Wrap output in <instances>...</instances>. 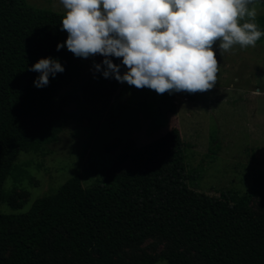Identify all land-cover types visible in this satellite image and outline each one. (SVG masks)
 Listing matches in <instances>:
<instances>
[{"label": "trees", "instance_id": "1", "mask_svg": "<svg viewBox=\"0 0 264 264\" xmlns=\"http://www.w3.org/2000/svg\"><path fill=\"white\" fill-rule=\"evenodd\" d=\"M63 17L0 0V264H264V213L248 197L231 203L189 187L178 128L135 149L126 169L101 171L102 183L86 188L76 176L26 213H1L7 179L24 173L19 156L54 142L73 118L69 101L80 100H56L79 59L57 51ZM256 22L264 31V14ZM49 57L65 71L37 88L40 74L29 69ZM148 241L163 251L134 253Z\"/></svg>", "mask_w": 264, "mask_h": 264}, {"label": "rangeland", "instance_id": "2", "mask_svg": "<svg viewBox=\"0 0 264 264\" xmlns=\"http://www.w3.org/2000/svg\"><path fill=\"white\" fill-rule=\"evenodd\" d=\"M27 3L65 14L60 0ZM256 7L257 18L264 5ZM213 50L220 67L217 83L194 94H157L126 82L112 87L113 78L105 79L94 68L104 57L79 58L56 95L58 103L80 97L69 101L73 118L54 142L19 156L16 164L24 173L7 179L1 213H26L37 199L57 193L76 176L86 188L102 183L101 171L126 169L135 149L172 128L179 129L186 143L189 187L231 203L248 197L251 207L264 213V42L243 49L237 45L222 56L218 43ZM110 59L119 65L118 58ZM153 243L134 253L160 254L164 247L155 249Z\"/></svg>", "mask_w": 264, "mask_h": 264}, {"label": "clouds", "instance_id": "3", "mask_svg": "<svg viewBox=\"0 0 264 264\" xmlns=\"http://www.w3.org/2000/svg\"><path fill=\"white\" fill-rule=\"evenodd\" d=\"M65 8L61 30L75 57H104L94 64L105 79L114 78L157 94L203 93L217 83L220 56L233 47H255L264 37L256 22L257 0H60ZM110 57L122 58L127 69ZM29 71L40 75L34 86L65 71L58 59L43 58ZM256 95L261 93L257 91Z\"/></svg>", "mask_w": 264, "mask_h": 264}]
</instances>
